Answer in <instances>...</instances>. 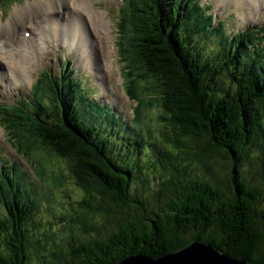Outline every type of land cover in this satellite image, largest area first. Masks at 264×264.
<instances>
[{"label": "trees", "instance_id": "16d2710c", "mask_svg": "<svg viewBox=\"0 0 264 264\" xmlns=\"http://www.w3.org/2000/svg\"><path fill=\"white\" fill-rule=\"evenodd\" d=\"M131 3L139 60L161 86L163 130L144 138L71 69L67 82L53 78L67 109L44 117L32 105V114L49 120L40 132L81 195L71 209L48 206L22 175L3 177L0 264H114L195 240L264 264L263 42L211 41L218 29L199 0Z\"/></svg>", "mask_w": 264, "mask_h": 264}, {"label": "rangeland", "instance_id": "374dc122", "mask_svg": "<svg viewBox=\"0 0 264 264\" xmlns=\"http://www.w3.org/2000/svg\"><path fill=\"white\" fill-rule=\"evenodd\" d=\"M39 1L0 0V22L5 23L7 20H11L12 26L10 30H6L7 34L0 31V39L4 41L6 38L5 45L7 46L2 50L18 46L22 41H25L28 35L34 32L33 28L38 29L40 27V20L48 19L44 18L46 16L54 15L53 17L58 18V20L66 22L63 17L66 16L67 8L77 13L74 8L63 5L64 0H60L61 7L58 6L57 1L54 3V13L41 15L36 11V5ZM126 1L92 0L93 6L102 9L107 22L106 32L103 33L104 37L97 40L99 34L96 28L86 18L84 19L86 23L84 29L89 28L98 44V54L96 58L94 56L93 61V70L96 71L93 72L102 85L100 95L103 97L108 94L117 95L119 101H115L110 97L107 100L112 99L117 107L123 109L129 121L133 116L138 122L136 124L142 129V133L156 135L163 130L167 119V114L164 115L162 103L160 102L161 86L158 79L148 72L149 68L146 63L141 59L139 60L138 47L135 45L137 38L129 25L131 12L129 10L125 11V9H131L129 7L131 0ZM65 2L70 4L68 0H65ZM208 2L212 3V9H214L217 18H225L227 15L233 14V16H229L230 21H226V24L235 30H241L246 25H253V29L264 26V11H258L256 14V12L251 13V7L246 10V0H208ZM30 3L34 5L31 9H24L20 13L19 10H16L22 6H29ZM262 9L264 10V8ZM16 12L19 13L18 16L11 18ZM125 12L127 14L126 18ZM78 25L82 27V20L79 19ZM117 32L124 34L123 37H120ZM116 37L118 38L116 39ZM120 40H122L120 48L123 52L124 62L119 59L118 43L116 45V42ZM91 44L92 48L95 41L94 44ZM46 47L47 45H45L47 51ZM55 50L56 52L53 54H43V57H40L35 49L32 50V57H28L27 51H25V58L27 62L29 59L30 68L27 71H22V68L17 69L21 75V77L19 76V82L15 85L18 86V89L12 93L9 87H13L14 84L0 87V163L9 168L12 163L18 168H16L17 170L23 171L28 181L40 188L37 189L38 191H42L41 202L43 201L44 204L55 206L57 203H61L70 208L71 203L76 205L79 202L77 198L81 195V190L75 185L74 178L68 168V161L49 148L40 132L41 127L38 120L21 107L12 105L16 103L14 101L24 100L23 102H30L33 97H29L32 85H34L32 90L36 98L43 100V88L37 81V77L43 68L47 69L46 67L52 68L54 66L57 68L67 54H70L72 58L74 56L67 47H61L60 50L55 48ZM63 50L64 53L61 55L60 53ZM5 56V53L0 54V66L10 70L12 67L10 64L9 66L6 64ZM46 61L49 65H46ZM76 62L79 61L76 60ZM82 67L87 71L88 76L94 75L87 65ZM52 74L54 75L55 72H52ZM3 78L0 76V80ZM7 81L4 80V82ZM90 81L92 86L98 87L99 84L93 78ZM87 90L89 93L95 94L100 92L99 88H88ZM104 90H107L108 94ZM5 92L10 93L5 95ZM72 193L76 194V196L73 195L74 199L71 198L73 197L70 195ZM82 211L79 210L81 213Z\"/></svg>", "mask_w": 264, "mask_h": 264}, {"label": "bare ground", "instance_id": "6f19581e", "mask_svg": "<svg viewBox=\"0 0 264 264\" xmlns=\"http://www.w3.org/2000/svg\"><path fill=\"white\" fill-rule=\"evenodd\" d=\"M56 1L59 3L58 6L61 7L62 3L60 2V0H40L39 3H37V5H36L37 13L39 12V14H41V15H50V14L54 13L53 9H54V3ZM68 1L70 4H67L64 0L63 5L74 8L78 14L83 15V17H85L87 19V21L90 24H92L93 27L96 28V30L99 34L97 40H99L100 37L103 38L104 37L103 33L106 32V26H107V22L105 21L103 11L101 9H97L95 6H93L92 0H68ZM246 4H247L246 5L247 9L245 8L246 10H248L249 6H252L254 11H258L259 9L264 8V0H246ZM33 6L34 5H32V3H30L29 6L28 5L22 6L20 8H17L16 10H19V13H20L24 9H26V10L31 9ZM259 11H263V10H259ZM19 13L16 12L14 14V16H12L11 18H16ZM59 15L62 16L61 14H59ZM72 18H74V17L68 13H66V16L63 17V19L66 21H69ZM77 19H78V17H77ZM57 21L58 20H56V18H55L54 20H46V22H45V26L50 31L51 35H55V37H56V34H58L60 32L65 33V34H70L72 37V41H75L77 43H78V41L82 43V39H84V41L88 40V38L83 37V36H86L84 29H83V31H80L75 27L71 28L68 26V24L64 25L61 23V21H60V23H58ZM11 28H12L11 20H7L5 23L0 22V31H3L5 34H7L6 30H10ZM86 37H88V36H86ZM32 42H33V36L30 38V40H29V37H27V39L25 41H22L18 46L12 47L10 49L2 50V48L7 47L5 45L6 38L4 41L0 39V54L1 55H2V53L6 54L4 60L6 61V64H8V66L10 64L12 67L8 71V69L0 66V76L4 77L3 79L0 80V87L1 88L6 87V86L10 85L11 83L14 85H17L18 80H17V77L14 76L15 73L20 74L17 69L22 68V71H27L28 68H30L29 59L27 62V60L25 58V51H27L28 57L30 55L32 57L33 52L31 50H29V48L27 47L28 45H31ZM46 48H47V51H45V52L52 50L51 45L49 44L48 41H47V47ZM94 71H96V70L94 69ZM3 80H8V81L5 82L6 84H3V82H2Z\"/></svg>", "mask_w": 264, "mask_h": 264}, {"label": "water", "instance_id": "95a60500", "mask_svg": "<svg viewBox=\"0 0 264 264\" xmlns=\"http://www.w3.org/2000/svg\"><path fill=\"white\" fill-rule=\"evenodd\" d=\"M114 264H251L245 259L232 257L201 241L160 255L146 256L140 253L126 256Z\"/></svg>", "mask_w": 264, "mask_h": 264}]
</instances>
